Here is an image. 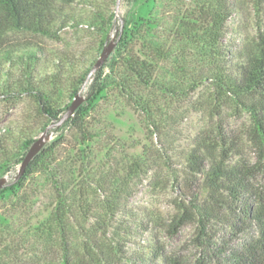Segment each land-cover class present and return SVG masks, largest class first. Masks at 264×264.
Returning a JSON list of instances; mask_svg holds the SVG:
<instances>
[{
    "label": "trees",
    "instance_id": "trees-1",
    "mask_svg": "<svg viewBox=\"0 0 264 264\" xmlns=\"http://www.w3.org/2000/svg\"><path fill=\"white\" fill-rule=\"evenodd\" d=\"M74 1L89 8L87 21L101 35L100 50L115 21L109 7H116L117 0H0V96L31 98L46 119L40 134L66 110L96 58L87 63L56 56L38 42L11 34L55 37L59 16L66 12L63 5ZM149 1L155 0H144ZM238 9L234 0H192L182 13L174 9L169 16L122 18L114 51L84 89L85 102L52 129L53 140L23 175L0 188V200L13 197L10 213L0 220V264H167L166 248L154 231L162 227V215L129 208L125 202L131 179L157 164L149 156H134L117 182L110 175H90L89 144L100 135L92 110L101 95L119 97L147 118L148 127L157 129L151 91L185 96L208 84L215 107L229 104L249 115L252 136L264 152V27L239 46L226 42V23ZM167 17L169 25H162ZM173 55L189 75L187 81L158 80L159 61ZM218 129L216 135H199L189 150H178L173 165L179 168H172L169 155L162 159L180 197L169 216L168 233L175 235L189 223L203 234L218 223L237 232L254 228L230 249L229 264H264V197L252 181L257 165L230 162L237 139ZM40 134L29 125L0 131V178L22 162ZM65 148L74 151L68 153L69 161L60 154ZM37 174L46 177L53 201L47 217L33 222V192L22 189ZM138 233H148L149 244L143 252L127 255L126 245Z\"/></svg>",
    "mask_w": 264,
    "mask_h": 264
},
{
    "label": "rangeland",
    "instance_id": "rangeland-1",
    "mask_svg": "<svg viewBox=\"0 0 264 264\" xmlns=\"http://www.w3.org/2000/svg\"><path fill=\"white\" fill-rule=\"evenodd\" d=\"M239 8L229 17L224 40L238 46L255 38L259 28L264 27V0H234ZM192 0H155L153 3L144 0L128 4L120 0L119 8L110 6L115 13L114 24L110 29L108 41L114 40L117 26L123 24L122 18L133 20L143 16L154 18L161 13L171 15L174 9L184 12ZM168 4L170 6H165ZM258 4V5H257ZM65 13L59 16L58 29L55 37L32 34L28 32H13L12 38L24 37L38 42L48 52L56 56H74L83 62L98 58L102 48L98 49L101 35L87 21L89 8L74 1L64 4ZM78 20V22H77ZM80 20V21H79ZM167 17L162 25H169ZM161 30V29H160ZM160 30L155 29V33ZM114 51V50H113ZM188 69L194 65L190 59ZM15 74L18 70H15ZM188 74L178 67L175 55L162 59L158 64L157 78L162 82L187 81ZM149 92H147L148 94ZM85 102L84 90L82 91ZM153 102V120L157 129L148 127V121L143 114L119 97L101 95L93 111L96 115L95 125L100 135L89 144L91 162L88 165L90 175H110L117 182L119 176L125 173V168L134 156H146L155 161L153 170L133 177L125 202L129 208L144 209L150 213L162 215V227L154 229L161 236V244L167 251V264H229L230 249L238 246L245 238L254 232V228L236 231L227 224H211L205 234L200 232L195 224L189 223L181 227L175 235L168 233L169 216L174 211V202L179 197V190L173 181H169L168 168L162 159L165 155L171 157L172 168L175 164L178 150H189L199 135H216L219 127L223 133L233 135L237 139L236 150L229 154V161L241 160L250 165L256 164L252 181L264 197V152L260 150L252 136L249 115L227 104L215 107L212 89L208 84L199 86L194 92L185 96L163 93L157 89L150 92ZM65 101L69 100L64 96ZM82 102V103H83ZM218 112V114H217ZM46 119L40 114L37 105L27 96L5 98L0 96V131L16 130L29 125L33 133L40 134V126ZM52 132L46 143L53 140ZM68 148L61 150L62 158L69 161ZM20 164L1 177L10 181L17 174ZM22 191L33 192L34 210L32 221L36 222L47 217L48 208L53 201V190L43 174H37L24 184ZM20 191V192H22ZM9 195L0 200V220L3 214L10 213ZM5 202L7 207H4ZM164 224V225H163ZM236 234V235H233ZM149 244L148 233H138L129 239L126 245L127 255L143 252ZM156 264H160L158 261Z\"/></svg>",
    "mask_w": 264,
    "mask_h": 264
},
{
    "label": "water",
    "instance_id": "water-1",
    "mask_svg": "<svg viewBox=\"0 0 264 264\" xmlns=\"http://www.w3.org/2000/svg\"><path fill=\"white\" fill-rule=\"evenodd\" d=\"M119 2L120 0H117L116 2V10L119 8ZM116 46V40L108 41V38L106 39V43L102 48V51L98 58L96 59L95 63L89 70L87 77L80 88V90L75 94L74 98L72 99L71 103L68 105L66 110L63 112V114L59 117V119L55 122H51L48 124L42 133L34 140L28 151L26 152L25 156L23 157L22 162L20 163V167L18 169L17 174L14 176V180L21 177L26 169V166L29 164V162L33 159V157L42 149V147L45 145L49 135L52 133V129L60 127L65 120H67L69 117H71L76 109L82 104L83 102V95L82 91L85 89L87 84L91 81L94 74L102 67L106 59L110 56L112 51L114 50ZM8 182V181H7ZM5 178H0V188L3 187L6 183Z\"/></svg>",
    "mask_w": 264,
    "mask_h": 264
}]
</instances>
